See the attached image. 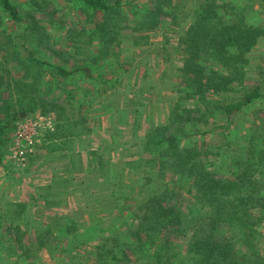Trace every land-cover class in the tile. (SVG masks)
<instances>
[{"label": "trees", "instance_id": "16d2710c", "mask_svg": "<svg viewBox=\"0 0 264 264\" xmlns=\"http://www.w3.org/2000/svg\"><path fill=\"white\" fill-rule=\"evenodd\" d=\"M257 9L264 10V0H0V136L36 111L54 115L47 135L53 142L46 148L67 151V164L36 197L83 183L64 180L77 168L92 181L88 196L99 212L124 228L97 239L89 264H264L258 229L264 216V103L246 132L233 125L243 110L264 100V54L255 52L264 25L252 22ZM68 12L75 18L70 24L62 16ZM153 32H162L159 81L168 77L175 86L165 122L141 127L137 98L150 88L144 72L137 85L138 73L124 69L133 94L127 107L132 139L104 138L96 149H83L92 129L79 94L99 102L115 94L111 75L125 63L146 66L134 61L133 50L149 51ZM54 37L62 44L52 46ZM47 52L54 62L43 57ZM126 143L137 148L134 154L123 152ZM75 189L71 194L80 195ZM182 197L190 200L189 212L180 207ZM6 204L0 215L7 236L14 235L6 242L15 260L25 263L50 247L63 252L61 244L74 237L71 218L50 217L65 223L64 243L54 225L30 217L31 203ZM170 229L191 233L180 251L170 250L168 239L159 243Z\"/></svg>", "mask_w": 264, "mask_h": 264}, {"label": "rangeland", "instance_id": "374dc122", "mask_svg": "<svg viewBox=\"0 0 264 264\" xmlns=\"http://www.w3.org/2000/svg\"><path fill=\"white\" fill-rule=\"evenodd\" d=\"M13 1L22 2V0ZM236 1L241 3L245 0ZM65 14L66 15L62 16L67 23L72 20L75 21V18L69 12ZM252 22L264 25V10L257 9ZM161 33L162 32L151 33L150 39L152 45L150 46L149 51H147V48H137L133 50L135 53L134 61L139 59L141 61L144 60V64H146L145 67L140 66L133 69V67L129 66L128 63H125L123 65L124 67L119 68L116 73L115 71L113 72L111 77L113 83H115L113 90H115L116 93L107 96L106 99L100 100L101 105H98L100 102L97 100L95 101L94 98L89 99L87 96L84 97V93L81 92V90H78L79 93L81 92L79 94V98L81 100L86 98V102H84L86 105L83 107L81 112L87 119V126L92 129V132L88 135V140H85V143L81 144L83 149H96L101 143V140L104 138L109 140H113L112 138H114L116 140H120L121 142H129V140L132 139L130 137V131L132 128L129 124L133 123V115L129 114L130 110L127 108L131 106L133 102V94L130 93L128 95L130 78L127 76V72L130 70H132L133 73H138L137 85L140 83L141 73L144 72L146 75L145 81L147 82L145 84V88H150L149 94L142 95L140 98H137L141 99L139 104L136 106V109L140 111L138 119L141 121V127H147L148 123L151 121L157 123L165 122L168 108L175 98V86L173 83L174 81L168 77H165L162 82L159 81L160 74L164 70V63H161V55L158 52L159 49H157L158 46L160 47V40H162L160 37ZM61 39L62 38L58 39V37H54L53 41H51V45H61ZM255 52L258 54H264V40L258 43L255 48ZM43 57L53 62L55 60V58L48 52L47 56L43 55ZM124 69H126L127 72H123ZM78 84L81 86L83 85L90 90L92 89L90 84L82 82H78ZM263 103L264 100L255 106L253 105L247 107L234 119L235 124L233 125L236 127L237 133H244L248 130L251 125L250 121L251 115H253L252 113L255 112L258 107L263 106ZM134 116L137 118V114H134ZM39 118H42L39 122L43 125L48 122L53 125L55 122L54 115L41 114L39 111H36L21 120L14 121L12 126L0 136V214H4V208L8 202H31V204L35 206L32 214L35 220L44 223L47 220L50 224L54 225L52 231L56 234V236L61 238L64 243L65 237L63 236H65V223L63 224V222L56 220L57 218L52 219L50 217L65 216L73 219L75 221L76 231L74 233V237H69L68 244H61L60 247L63 252H60V249L55 247L54 244H56V242L54 241L53 246L55 248L48 247L49 249L41 250L37 253V257L23 263L19 260H15V257L13 256L9 257L7 254L8 243L6 241L12 239L14 235L11 234L10 236H7V233L5 232L6 229L4 219L0 215V264H55L59 259H62L65 262L74 261L77 263L81 262V264H89L93 260L91 253L92 246L97 239L100 238L103 233H112L121 226L116 224L117 219H113L107 213L99 212V208L96 205L97 203L95 202L94 197L88 196L91 191V188H88L90 187L89 185H91L90 183L92 181L88 180V176L84 175L81 170L77 171L81 173H77L76 171H71V173L69 172L65 175L66 179L64 180L69 181L70 178L75 177L77 182H81V180H83V183L81 182L79 185L73 183L76 186L73 185L72 187L70 185L71 187L61 188L60 190L54 187L53 194L45 198L47 199L46 205L42 204L43 199L36 197L40 194L39 188L43 186L41 185L43 184L42 181H47L51 172L54 174L56 171L64 168L67 164L62 155L63 153L67 154V151L61 150L60 148L55 151H50L46 148L49 142H53L50 141V139H47L48 131H52L48 129L40 131V136L38 137V142L36 143L35 148L32 152L26 154L24 160H19L14 154V146L16 143L15 139L19 125L29 120L38 122ZM127 119L128 121L125 123ZM114 125L117 126L116 130L114 129ZM138 131L141 132V128ZM118 134L123 135L120 136ZM232 137L231 139L229 138L230 141H232ZM199 139V137H196V140ZM52 148H54V146ZM136 149L137 148L135 146H131L129 143H126L122 150L127 154H134ZM221 150L226 152L227 149ZM231 152L233 153L234 151ZM115 155L117 156V153H115ZM116 156H114L113 163L117 160ZM137 171H141L140 168ZM53 174L52 179L55 178ZM166 181H168V186L172 185L169 177ZM173 186L176 187L177 190H180V186ZM74 187L80 195L76 196L71 194ZM30 193L32 195V201H29ZM57 196L59 197L58 199ZM61 197H63L62 202L59 201ZM185 197L180 199V207L184 212H189L191 207L189 202L190 200H185ZM251 213L256 217H261V213L254 211ZM23 229L27 230L25 227H23ZM28 229L29 230L26 232V236L31 238L33 228L28 226ZM96 229H102L101 234L100 232L96 233V231H94ZM120 229L124 230L123 227ZM258 229L263 232L261 242L264 245V216L261 219ZM190 236L191 233L188 231L181 234L175 231V229H170L164 233L159 243L162 244L166 239H168L169 244L171 245L170 250L177 252L180 251L178 250L179 247L182 248L187 243Z\"/></svg>", "mask_w": 264, "mask_h": 264}, {"label": "built area", "instance_id": "2783aa9c", "mask_svg": "<svg viewBox=\"0 0 264 264\" xmlns=\"http://www.w3.org/2000/svg\"><path fill=\"white\" fill-rule=\"evenodd\" d=\"M42 118L37 121L29 120L23 124H20L17 128L16 143L14 146V154L19 160H24L27 153L32 152L38 142V137L40 136V131L53 130L52 123L41 124Z\"/></svg>", "mask_w": 264, "mask_h": 264}, {"label": "crops", "instance_id": "0c3cea01", "mask_svg": "<svg viewBox=\"0 0 264 264\" xmlns=\"http://www.w3.org/2000/svg\"><path fill=\"white\" fill-rule=\"evenodd\" d=\"M75 170H76V172L79 171V169H77V168H76ZM52 174H53V173L51 172V173H50V177L47 179V181H46V180H45V181H42L43 184H41V185H43V186H48V185L50 184V182H51ZM31 193H32V192H31ZM31 193H30V195H29V199H30L29 201H32V200H31V198H32ZM62 198H63V197H61V198L59 199V201L62 202ZM61 202H60V203H61ZM28 203H31V202H28ZM46 203H47V199H43L42 204H43V205H46ZM30 209H31V210H30V215H31L30 217L32 218V216H33V215H32V214H33V209H35V206H34L33 204H31ZM0 226H1V225H0Z\"/></svg>", "mask_w": 264, "mask_h": 264}]
</instances>
